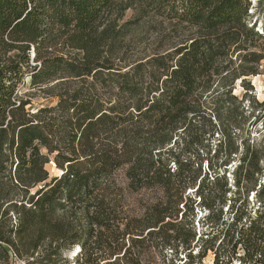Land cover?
<instances>
[{"label":"trees","instance_id":"1","mask_svg":"<svg viewBox=\"0 0 264 264\" xmlns=\"http://www.w3.org/2000/svg\"><path fill=\"white\" fill-rule=\"evenodd\" d=\"M263 8L0 0V264H264Z\"/></svg>","mask_w":264,"mask_h":264},{"label":"rangeland","instance_id":"2","mask_svg":"<svg viewBox=\"0 0 264 264\" xmlns=\"http://www.w3.org/2000/svg\"><path fill=\"white\" fill-rule=\"evenodd\" d=\"M254 1H258V0H254ZM130 15L131 14H129V16ZM261 15L264 17V8L261 10ZM253 82H254V84L256 86V89H257V92H258V97L261 99L263 97V95H264V77L260 76V77L254 78ZM41 103H45V102H41ZM48 170L50 171L52 176H59L60 175V172L57 169H55L53 167V165H49L48 166ZM73 256H74V254L67 253L66 257L68 258V260H71ZM172 259H174V257L171 254V252L170 251H166L165 254H164V257L155 258L154 261L157 264H168V261H170ZM164 260H165V263H163ZM176 260H177V264H183L186 261V258H184V255L181 254V255H179V257ZM204 264H213V256L209 255L205 259Z\"/></svg>","mask_w":264,"mask_h":264}]
</instances>
